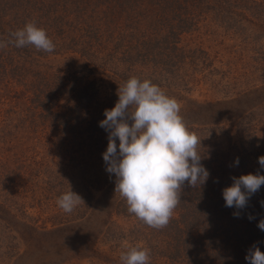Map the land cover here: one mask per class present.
<instances>
[{"label":"trees","instance_id":"16d2710c","mask_svg":"<svg viewBox=\"0 0 264 264\" xmlns=\"http://www.w3.org/2000/svg\"><path fill=\"white\" fill-rule=\"evenodd\" d=\"M29 22L56 48L0 50V262L47 250L40 264H121L140 246L150 264H248L253 244L264 251V185L239 218L222 195L264 175V0H0V39ZM132 77L179 102L210 172L160 230L128 212L102 155L99 122ZM71 188L75 217L57 205Z\"/></svg>","mask_w":264,"mask_h":264},{"label":"clouds","instance_id":"9594fccd","mask_svg":"<svg viewBox=\"0 0 264 264\" xmlns=\"http://www.w3.org/2000/svg\"><path fill=\"white\" fill-rule=\"evenodd\" d=\"M10 45H31L47 53L56 48L46 30L35 22L12 32L7 40L0 39V50ZM117 94L115 106L105 109L106 118L99 122L108 133V146L102 154L106 171L115 176V192L126 200L130 214L151 228H166L181 202L184 186L202 187L209 179L210 172L202 163L205 157L199 152L201 139L188 129L179 102L152 81L132 77L119 86ZM258 163L264 169V156ZM232 180L222 195L225 207L235 208L233 215L239 218L240 210L264 185V175L258 171ZM57 205L71 214L85 201L71 188L57 198ZM248 219L255 217L249 214ZM257 226L264 231V219ZM258 243L245 256L248 264H264V251ZM120 260L121 264H150L151 250L133 246L121 253Z\"/></svg>","mask_w":264,"mask_h":264},{"label":"rangeland","instance_id":"374dc122","mask_svg":"<svg viewBox=\"0 0 264 264\" xmlns=\"http://www.w3.org/2000/svg\"><path fill=\"white\" fill-rule=\"evenodd\" d=\"M257 47L262 51L264 50V43L262 45H260L259 41H257ZM43 146V145H42ZM64 158L69 159V154H67V156H65ZM76 212L73 211L71 214H67L68 217H75ZM74 246V245H73ZM47 253V250H42L41 252L35 254L34 256H30L29 258L25 257V260L20 261L18 264H40L41 262V257ZM15 254V253H14ZM12 256L7 257L6 259H4L3 261L0 262V264H8L9 260ZM40 259V260H39ZM39 260V261H38Z\"/></svg>","mask_w":264,"mask_h":264}]
</instances>
